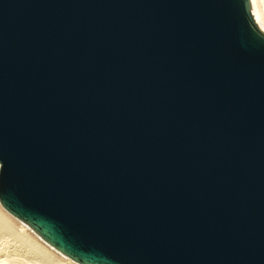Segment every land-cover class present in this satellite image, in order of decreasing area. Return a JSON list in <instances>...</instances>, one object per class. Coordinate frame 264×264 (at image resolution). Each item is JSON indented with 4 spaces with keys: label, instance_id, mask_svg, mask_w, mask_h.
<instances>
[{
    "label": "water",
    "instance_id": "95a60500",
    "mask_svg": "<svg viewBox=\"0 0 264 264\" xmlns=\"http://www.w3.org/2000/svg\"><path fill=\"white\" fill-rule=\"evenodd\" d=\"M0 206L77 264H264L251 1L0 0Z\"/></svg>",
    "mask_w": 264,
    "mask_h": 264
},
{
    "label": "bare ground",
    "instance_id": "6f19581e",
    "mask_svg": "<svg viewBox=\"0 0 264 264\" xmlns=\"http://www.w3.org/2000/svg\"><path fill=\"white\" fill-rule=\"evenodd\" d=\"M250 1L254 19L264 32V0ZM14 219L0 206V264H77L50 250L33 236L28 226L17 224Z\"/></svg>",
    "mask_w": 264,
    "mask_h": 264
},
{
    "label": "rangeland",
    "instance_id": "374dc122",
    "mask_svg": "<svg viewBox=\"0 0 264 264\" xmlns=\"http://www.w3.org/2000/svg\"><path fill=\"white\" fill-rule=\"evenodd\" d=\"M12 217V216H11ZM13 219H14V217H12ZM14 221L17 223V224H20V225H24L26 228H27V226L24 224V223H22V222H20L19 220H16V219H14ZM28 230H30V232L33 234V236L34 237H36L42 244H44L46 247H48V248H51L50 250H53L55 253L57 252L56 250H54L52 247H49V245H47L45 242L43 243V241L41 240V239H39V237L35 234V233H33V231L28 227L27 228ZM11 249H12V252H13V247L11 246L10 247ZM9 249V248H8ZM11 249H9V251L11 252ZM0 250H1V247H0ZM4 251V249L1 251V252H3ZM6 251H7V249H6ZM4 253V252H3ZM57 254H59V256L61 255L60 253H58L57 252ZM60 257H63V255H61ZM4 258V256H2L1 257V259H3ZM65 258V257H64ZM70 260V259H69ZM70 261H72V260H70ZM73 262V261H72ZM75 263V262H74Z\"/></svg>",
    "mask_w": 264,
    "mask_h": 264
}]
</instances>
